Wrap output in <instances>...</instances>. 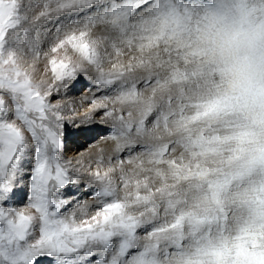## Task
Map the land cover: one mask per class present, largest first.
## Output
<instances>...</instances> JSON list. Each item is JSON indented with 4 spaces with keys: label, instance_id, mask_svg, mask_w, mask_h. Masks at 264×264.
I'll use <instances>...</instances> for the list:
<instances>
[{
    "label": "snow or ice",
    "instance_id": "6c2138e0",
    "mask_svg": "<svg viewBox=\"0 0 264 264\" xmlns=\"http://www.w3.org/2000/svg\"><path fill=\"white\" fill-rule=\"evenodd\" d=\"M80 74L115 164L65 155ZM0 264H264V0H0Z\"/></svg>",
    "mask_w": 264,
    "mask_h": 264
},
{
    "label": "rangeland",
    "instance_id": "374dc122",
    "mask_svg": "<svg viewBox=\"0 0 264 264\" xmlns=\"http://www.w3.org/2000/svg\"><path fill=\"white\" fill-rule=\"evenodd\" d=\"M126 59V58H124ZM26 62L27 64H33L35 65L36 71L34 73V78L37 81L40 80H46L48 82H52L51 81V73L48 72L47 74L45 73V64L47 63L46 59H44L43 57L39 60L36 61H32L30 55L28 57H26ZM110 67V65H106V68ZM32 69L29 68V71H31ZM87 78H90L89 76L80 74L78 75L77 79L75 81H72L67 88L61 87L59 94L54 93L53 95V99L55 100L56 96L59 95V98L61 100H63L66 104H68L69 108H74L75 109V115L78 114L79 120H77V118H75L73 116L74 121H76L77 123L81 120H83V115H81V112L83 109V107H80L81 105L84 106L86 104V106H90V102L92 101L93 98H97L98 94H96L95 96L86 99L83 102H79L77 104H72V102L76 101V100H80L82 98L83 95L88 93V89L91 87V85H89L88 87L86 86L87 83ZM101 90H96V92H100ZM98 100V98H97ZM99 102V100H98ZM104 103H107L109 105V107H111V102L110 101H104ZM102 113H103V109ZM89 112V111H87ZM66 115L71 116L72 113L70 111H66ZM88 116H94V118H97L98 116H101L100 114H97L96 111L92 114ZM92 120V119H91ZM89 125V123H87V126ZM83 129V131H82ZM101 134L99 131H95L94 134L87 136V129L84 126V124H81L79 126V128H70L67 134V139H66V143H65V155L73 160V164L75 167H80V165L76 164V161L79 160L78 157L79 154L85 155V161H82L84 165H89L91 164L93 167H95L96 162L98 160H100L101 158L104 160L105 166L111 162L113 164H115L116 162V157L120 156L121 158H123V154H119V153H112V157L111 159L106 160V158L103 156V150L107 147L106 143H102V140H105L103 137L105 135H100ZM98 144V145H97ZM97 145V150L95 148V146ZM95 148V149H94ZM115 152V151H114ZM103 170V169H102ZM84 181L82 180L80 182L81 185H83ZM74 188H76V186H74ZM83 190V189H81ZM86 190L84 192V194L82 196H79V194L81 192L77 191V198L81 199V200H88V202L91 204L93 203L90 198L88 197V190ZM74 192V191H73ZM79 192V193H78ZM22 197V196H21Z\"/></svg>",
    "mask_w": 264,
    "mask_h": 264
},
{
    "label": "bare ground",
    "instance_id": "6f19581e",
    "mask_svg": "<svg viewBox=\"0 0 264 264\" xmlns=\"http://www.w3.org/2000/svg\"><path fill=\"white\" fill-rule=\"evenodd\" d=\"M89 85H91V87L88 89V93L83 95L80 100H76V101L72 102V104H77L79 102L81 103V102L85 101L86 99L95 96L96 94H98L97 98L99 100V98L102 95L105 94L102 90L100 92H96L97 88L91 83V79L87 78L86 86L88 87ZM80 107L85 108L81 112V115H83V118H85V116L88 115V114L92 115L95 111H96L97 114L101 115V116H98L97 118H94V116H92L91 117L92 120L89 122L88 126H87V124H84V126L87 129V136L94 134L95 131H99L101 133V134H99V136L100 135H106V129L108 128L110 121L107 120L105 117H103L102 110L101 109L93 110L91 107L86 106V104L84 106L81 105ZM87 111H89V112H87ZM74 117L77 118V120H79L78 114H76ZM102 143H106V146H107L103 150V156L106 158V160L111 159L112 153H114V154L116 153V152H114V144H113V142L108 141V140H102ZM97 145L95 146L96 150H97ZM79 156H80V157H78L79 160L85 161V157H84L85 155L79 154ZM78 188H79V186H76V188L73 187L72 191L77 192ZM85 191L86 190H84V189L83 190H79V192H81L79 194V196H82ZM22 195L23 194L21 193V196Z\"/></svg>",
    "mask_w": 264,
    "mask_h": 264
}]
</instances>
